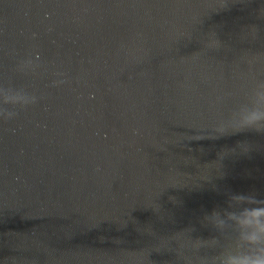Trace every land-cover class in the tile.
Returning <instances> with one entry per match:
<instances>
[{"label": "water", "instance_id": "water-1", "mask_svg": "<svg viewBox=\"0 0 264 264\" xmlns=\"http://www.w3.org/2000/svg\"><path fill=\"white\" fill-rule=\"evenodd\" d=\"M224 3L0 0V85L37 98L0 119V264H185L264 197V135L214 131L264 80V0Z\"/></svg>", "mask_w": 264, "mask_h": 264}, {"label": "clouds", "instance_id": "clouds-1", "mask_svg": "<svg viewBox=\"0 0 264 264\" xmlns=\"http://www.w3.org/2000/svg\"><path fill=\"white\" fill-rule=\"evenodd\" d=\"M227 0L222 5L225 7ZM209 46L221 47L213 34ZM36 96L23 88L0 85V119L5 121L36 103ZM218 136L253 132L264 135V80H257L229 117L214 129ZM224 206L205 212L204 227L216 234L208 239H192L189 227L183 232L191 238L192 257H183L185 264H264V197L256 192H229ZM185 247L181 244V249ZM202 249L211 250L201 254Z\"/></svg>", "mask_w": 264, "mask_h": 264}]
</instances>
